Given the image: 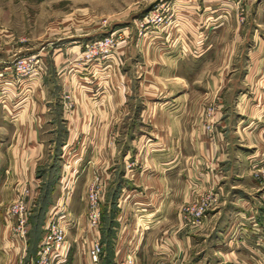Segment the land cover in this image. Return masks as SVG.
Listing matches in <instances>:
<instances>
[{
    "label": "crops",
    "instance_id": "obj_1",
    "mask_svg": "<svg viewBox=\"0 0 264 264\" xmlns=\"http://www.w3.org/2000/svg\"><path fill=\"white\" fill-rule=\"evenodd\" d=\"M163 1L176 14L162 29L150 30L144 39L145 72L138 77V87L135 79L120 73L119 63L113 66L118 89L108 106L118 105V111L112 109L109 115L117 117V132L124 134L122 148L119 142H105L107 126L102 123L92 128L100 136L85 143L84 151L94 154L87 156L83 179L89 181L91 162L96 160L92 176L97 175L102 183L99 228L93 230L87 222L86 192L90 184L81 197L85 203L82 209L75 207L78 200L72 189L64 201V208L68 207L64 252L72 249L75 264H91L87 249L94 241L103 245L105 240L104 217L112 204L108 195L116 181L113 177L120 171L116 163L124 166L130 161L136 166L139 162L140 168L134 174L123 171L117 177L120 192L115 204L119 210L114 216L111 241L119 249L122 245L137 249L136 264H158L161 260L170 264H264V184L259 173L264 170V0L244 1L248 8L240 34L230 28V23L222 29L211 24L221 20L215 10L221 0ZM86 10L78 11L85 14ZM202 31L206 34L203 39ZM224 37L239 38L240 49L235 41L227 39L218 48ZM171 38L178 42L171 44ZM156 41L163 42L164 57L155 52L152 44ZM222 48L234 56L239 50L242 60L229 57L218 63L215 54ZM199 52L203 60L196 56ZM182 53L189 57L185 59ZM61 55L57 52L53 58L57 73L56 60H64ZM122 55L124 60L129 58L128 46L119 50L118 58ZM190 59L200 60L196 65L190 61L194 70L185 68V60ZM237 71H241L238 78ZM11 77L10 62H0V93L9 90L0 106V214L20 184L31 186L40 180L36 169L45 163L44 153L52 148L57 135L43 85L46 79H35L26 101L18 83L11 87L6 83ZM64 81L69 82L67 78ZM135 101L140 104L137 109ZM208 103L217 106L218 123L212 134L197 135L195 125ZM95 105L97 118L107 115L104 103ZM123 119L128 125H121ZM69 124L65 127L72 133ZM63 145L66 149L68 141ZM114 157H118L117 162L111 163ZM105 164L112 166L107 173ZM188 179L196 183L198 192L190 189ZM55 193L56 188L52 201ZM203 193L212 194V206L203 221L206 226L199 232L188 231L190 226L183 225L180 207ZM8 217L0 220V246L5 254L9 252L20 260L24 255H18L19 245L11 239ZM0 253L1 258L4 253ZM122 253L123 249L119 251Z\"/></svg>",
    "mask_w": 264,
    "mask_h": 264
},
{
    "label": "rangeland",
    "instance_id": "obj_2",
    "mask_svg": "<svg viewBox=\"0 0 264 264\" xmlns=\"http://www.w3.org/2000/svg\"><path fill=\"white\" fill-rule=\"evenodd\" d=\"M128 1L129 0H0V62L9 61L13 72V77L6 83H8L9 87L18 83L22 88L20 95L27 101L32 94L31 87L34 85L35 79L45 78L46 81L43 82V85L45 84L46 86L44 87L46 90V97L50 101L49 105L52 112L51 120L53 119L51 122H54L57 126V135L54 136V145L51 144L52 148L45 151L44 158L42 159L45 163L38 165L36 169V174L39 173L43 176L40 177L38 182H33L31 186L28 185L27 182L26 184H20V189L14 190L13 192V200L10 201L8 205L4 206V210L2 209L4 213L0 214V220H4L9 216L8 218L11 223V239L19 245L18 255L23 254L24 256L19 260L18 256L16 258L9 252L5 254L0 246V251L4 253L0 258V264H4L5 260L7 262L9 261V264H34L38 258V251L40 249L39 243L45 229V221L53 216L56 220L58 216L68 213V207L64 208V201L70 192L72 194V189H75L76 192L74 196H77L78 200V204L75 207L82 209L83 207L85 208V203H83L81 197L83 196L86 186L90 184L88 186L89 189L93 183L102 187L101 180L96 177L97 175L95 176L94 174V176H92L96 168V160L91 162L92 166L90 167L91 175L89 181L85 183L86 180L83 179L85 175L84 171L88 163L87 156L93 157L92 155L94 154V151H84L86 147L85 143L88 141L92 143L96 137L100 136L96 129L93 130L97 123L105 124L104 127L107 126L104 135L105 142H108L110 145L119 142V146L122 148L124 134L122 133L120 135V133L117 132L116 123H114L115 121L117 122V117L112 116V114L109 115L112 109L118 111V105L110 108L108 106V102H110L108 100L113 99L118 89V79L114 81L113 78V66L119 63L120 73L124 74L126 77L135 79V85L138 87V79L140 77L142 78L145 72L142 59L143 47L146 42L144 39L147 38L146 36L149 35L148 32L150 30L162 29L164 25L168 22L170 23L176 14L172 13V10H168L166 12V20L163 24L144 29L139 25L140 20L151 10L152 4L155 3L156 0ZM132 1L134 3L129 4ZM244 1L245 0H221L216 6L217 9H215L217 15L221 17V20L217 21L216 24L212 22L211 24L213 27L221 25L219 29H222L227 23H230V28L240 34L241 26L245 23L244 21L248 8L246 7L247 4L244 5ZM79 9L87 10L85 14H80L82 12L78 11ZM202 33L204 32L202 31ZM205 35V33L202 35V39ZM104 38L112 39L113 42L106 45H99L97 41H103ZM221 39V42L217 44L218 48H221V43L227 39L235 41L234 44L236 46L238 45V49H240L241 40L239 38L224 37ZM172 40L171 44H174L176 40L178 42V39ZM73 46L75 47L71 48ZM126 46L129 47V58L124 60L122 55V59H119V50ZM152 46L155 47L156 53L161 52L164 57L166 53H162L165 49L162 41H156ZM57 52L62 53L61 56L64 58L63 61L56 60L58 63V73L56 69L57 66L54 65L55 60L53 59ZM228 52L229 49L225 50L222 48L221 51L215 54V60L218 63L224 60H230L229 57L234 59H239L240 57L242 60V55H240L241 52L239 50L235 56L233 53ZM195 54L201 60L203 54L200 55V52ZM188 55L189 54L182 53L185 59L189 57ZM203 59L204 57L202 60ZM200 60H185L187 61L184 62L186 63L184 64L185 68L194 70L191 66L192 62L190 61H195L193 65H196V62ZM17 61L23 63L22 66L26 68L24 71L25 73H17L15 70V63ZM197 67L198 66H196V68ZM201 72L203 71L201 70ZM237 72L236 77L238 78L241 71ZM226 73L229 72L225 71L224 74ZM67 75L69 76L66 77ZM64 78L69 80V82H66L67 84ZM72 79L74 82H72ZM106 79L107 81L105 84L104 81ZM8 91L6 89L1 90L0 106L3 100L6 101L4 95ZM129 92L131 93V91ZM137 101L134 102L136 109L140 105ZM98 102L104 103L106 107L107 115H104L103 118L96 117L98 104H95ZM217 112L218 108L214 106V103H208L203 106L200 121L195 125V133L197 135H210L215 131V125L218 123L216 122ZM63 116H66V118ZM127 122L126 119H123L121 125H128ZM67 123H70L68 128L71 127L70 130L73 131L72 133L67 131L65 127ZM78 125H83L84 127L78 129ZM207 125L211 127V131L207 130ZM91 131L95 132L94 135H92L93 133L91 134ZM64 136H66V141H64ZM67 141L69 146L63 149V144H65V142L67 143ZM124 148L125 147H123L122 152L125 150ZM105 151H107L106 148ZM71 156L73 157L71 158ZM116 158L118 157L111 158L110 162L116 163ZM124 164V166H118V163H116L120 171L117 170L118 175H116L115 179L113 177V180L116 181L112 187L113 189L109 191L108 197H110L111 203L115 202L119 194L118 192H120L116 184L119 173L121 174L123 171H126L128 175L129 173L134 174L136 169L140 168L139 162L137 166L130 161L124 162ZM111 169V165H106L104 172L107 173ZM123 179H128V177L123 176ZM107 181H109L107 186H111L110 180L107 179ZM188 185L191 190L194 189L192 191L198 192V190L195 189V187H197L196 183H193L190 179H188ZM50 186L52 187L51 191H49ZM55 188V198L54 201H52V194ZM18 197H24L30 207L26 218L27 231L24 236H22L17 229V218L6 214L8 206ZM187 202L189 201H185V203L181 205L180 215L182 207L186 205ZM59 205L62 206L60 207ZM86 206V211H88V200ZM99 209L101 214L102 205L100 206V204ZM110 209L108 210L107 208L109 212L104 220L106 224H108L107 217H109L110 214L116 216L117 210H119L117 205L115 211H112L111 205ZM208 213L209 210L206 212V216ZM205 226L206 222H203L199 226L185 227H188V231L192 230L193 232H199ZM6 246L14 250V248L8 244ZM101 246L102 253L100 255V261L104 255L110 253V255H113V258L115 257L114 264H136L138 258L137 249L132 251L131 246L122 245L121 249H123V253L119 254L121 249L114 244L106 245L103 243ZM160 262L164 261L161 260L158 264ZM165 263L170 264L168 262ZM53 264H55V262ZM59 264H75L72 249L69 248L65 252V260Z\"/></svg>",
    "mask_w": 264,
    "mask_h": 264
},
{
    "label": "built area",
    "instance_id": "obj_3",
    "mask_svg": "<svg viewBox=\"0 0 264 264\" xmlns=\"http://www.w3.org/2000/svg\"><path fill=\"white\" fill-rule=\"evenodd\" d=\"M169 10L168 5L163 0H156L152 4L151 10L143 16L140 20V27L147 29L149 27H156L163 24L166 20V12ZM99 45L108 44L113 42L112 39L104 38L103 41H97ZM23 63L17 61L15 63V70L17 73H25ZM207 130L211 131V127L207 125ZM252 167H257V163ZM261 174V182L264 184V170H259ZM88 211L87 221L91 229L97 230L100 225V209L99 204L101 201V187L92 184L87 192ZM60 206V205H59ZM62 206V205H61ZM60 206V207H61ZM212 206V194L203 193L198 195L197 198L187 202L182 207L181 218L184 226H199L203 223L206 212ZM30 207L25 201L24 197H18L7 208V214L17 218V229L19 233L24 236L27 231L26 218L29 213ZM64 215L58 216L55 220L54 216L45 221V229L39 243L38 258L34 264H59L65 260V228H64ZM102 253V246L99 240L87 250V257L91 264H99L100 255ZM159 264H166L160 262Z\"/></svg>",
    "mask_w": 264,
    "mask_h": 264
},
{
    "label": "trees",
    "instance_id": "obj_4",
    "mask_svg": "<svg viewBox=\"0 0 264 264\" xmlns=\"http://www.w3.org/2000/svg\"><path fill=\"white\" fill-rule=\"evenodd\" d=\"M37 175L39 177L43 176L39 173ZM51 190H52V187L50 186L49 191ZM111 208L113 209L112 211L116 210L115 202L111 204ZM105 219H106V216L104 217V220ZM107 219H108V224H106L105 229H102V234H104V237H105V240L103 242L106 245H113V242L111 241L113 230L111 228H112V225L116 223L114 220V214H110L109 217H107ZM100 264H114L113 255L112 254L110 255V253L108 255H104L100 261Z\"/></svg>",
    "mask_w": 264,
    "mask_h": 264
}]
</instances>
